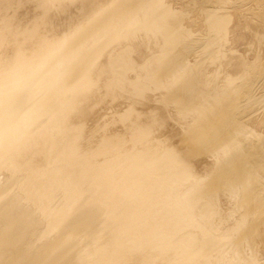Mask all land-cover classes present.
I'll list each match as a JSON object with an SVG mask.
<instances>
[{
  "label": "bare ground",
  "instance_id": "obj_1",
  "mask_svg": "<svg viewBox=\"0 0 264 264\" xmlns=\"http://www.w3.org/2000/svg\"><path fill=\"white\" fill-rule=\"evenodd\" d=\"M0 264H264V0L1 11Z\"/></svg>",
  "mask_w": 264,
  "mask_h": 264
},
{
  "label": "rangeland",
  "instance_id": "obj_2",
  "mask_svg": "<svg viewBox=\"0 0 264 264\" xmlns=\"http://www.w3.org/2000/svg\"><path fill=\"white\" fill-rule=\"evenodd\" d=\"M18 1H21V0H0V3H1V5H0V12L3 11V10H5V9H7L8 6H10L11 4H15ZM174 6L175 7H179L178 4H175Z\"/></svg>",
  "mask_w": 264,
  "mask_h": 264
}]
</instances>
